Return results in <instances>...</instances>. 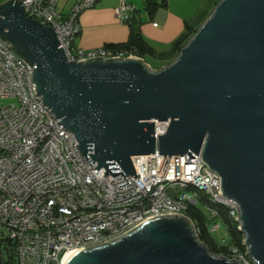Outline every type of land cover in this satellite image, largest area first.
Masks as SVG:
<instances>
[{
	"label": "water",
	"instance_id": "1",
	"mask_svg": "<svg viewBox=\"0 0 264 264\" xmlns=\"http://www.w3.org/2000/svg\"><path fill=\"white\" fill-rule=\"evenodd\" d=\"M23 1L0 4V36L34 66L36 93L82 154L104 175L137 177L132 157L155 153L154 120H169L160 154H201L237 203L246 254L264 264V0H220L160 69L133 56L69 61L55 28L30 18ZM64 264L240 263L212 254L186 216L166 214Z\"/></svg>",
	"mask_w": 264,
	"mask_h": 264
},
{
	"label": "built area",
	"instance_id": "2",
	"mask_svg": "<svg viewBox=\"0 0 264 264\" xmlns=\"http://www.w3.org/2000/svg\"><path fill=\"white\" fill-rule=\"evenodd\" d=\"M58 2L22 3L30 18L55 28L69 61L141 58L128 48L76 47L78 17L96 0H80L67 17L58 11ZM134 11L127 0L115 9L121 22H128ZM33 71L34 66L0 36V253L4 264H64L67 254L103 244L157 215L186 216L199 236L198 220L188 212L201 203L212 219L210 234L222 226L220 206L238 222L236 201L220 193L222 179L201 161V154L197 159L160 154L159 135L168 131L169 120H154L155 153L132 157L139 176H113L110 171L104 175L106 169L98 170L90 154L88 159L82 154L74 134L36 93ZM175 185L191 192L172 196L168 191ZM243 246L230 245L232 256L228 258L255 264L246 254L244 237Z\"/></svg>",
	"mask_w": 264,
	"mask_h": 264
},
{
	"label": "crops",
	"instance_id": "3",
	"mask_svg": "<svg viewBox=\"0 0 264 264\" xmlns=\"http://www.w3.org/2000/svg\"><path fill=\"white\" fill-rule=\"evenodd\" d=\"M9 0H0L3 4ZM80 0H59L58 11L67 17ZM163 1V0H159ZM154 13L147 9L146 0H127L135 7L130 20L140 29L142 37L161 53L170 52L172 43L185 31L188 22H195L198 15L210 16L216 6L214 0H165ZM121 0H96L95 5L78 17L80 32L74 45L86 50L123 44L130 39L131 25L121 22L115 13ZM159 61V59H155Z\"/></svg>",
	"mask_w": 264,
	"mask_h": 264
},
{
	"label": "trees",
	"instance_id": "4",
	"mask_svg": "<svg viewBox=\"0 0 264 264\" xmlns=\"http://www.w3.org/2000/svg\"><path fill=\"white\" fill-rule=\"evenodd\" d=\"M217 4L220 0H214ZM165 0H146L147 9L150 13H154L157 7L161 4H165ZM208 15L200 14L195 19L196 21L193 23L188 22L186 25L185 31L172 43V49L170 52L161 53L155 51L151 45L142 37L140 34V29L134 24L133 20L129 19V23L131 25V35L130 39L123 44H108L106 47L121 49L128 48L132 49L134 53L144 59L145 55H152L155 59H159L160 64L156 66L155 69H160L163 66L171 64L178 56L180 50L185 46L188 40L196 33L198 28L204 23V21L208 18ZM220 216L219 219L221 223L224 225L225 232L223 235L225 237V241L219 240L217 241L212 234L209 233L208 227L211 223V218L209 215L203 213V211L198 206H191L189 209V216L198 220V225L200 226V240L209 248L212 254L218 256H227L231 257L232 253L230 251V245L234 244L239 248L245 249L243 246V233L238 228V222L233 220L229 216V212L227 208L224 206H220ZM222 235V237H223ZM12 262L15 260V256L10 255Z\"/></svg>",
	"mask_w": 264,
	"mask_h": 264
},
{
	"label": "rangeland",
	"instance_id": "5",
	"mask_svg": "<svg viewBox=\"0 0 264 264\" xmlns=\"http://www.w3.org/2000/svg\"><path fill=\"white\" fill-rule=\"evenodd\" d=\"M144 59L146 60V62L152 67V68H156V66H158L160 64L159 61H156L154 57H152V55H145ZM169 194H171L172 196H179L181 193L183 192H191L187 187H184V186H181V185H175V186H172L170 189H169ZM201 193L203 195H205V192L202 190ZM198 207L203 211V213L207 214V211H206V208L205 206L201 203L198 205ZM208 215V214H207ZM222 226L221 228L213 235L214 238L219 241L222 239V235L224 234L225 232V229H224V225L223 223H221ZM6 256H4L5 258Z\"/></svg>",
	"mask_w": 264,
	"mask_h": 264
},
{
	"label": "bare ground",
	"instance_id": "6",
	"mask_svg": "<svg viewBox=\"0 0 264 264\" xmlns=\"http://www.w3.org/2000/svg\"><path fill=\"white\" fill-rule=\"evenodd\" d=\"M72 255V253H69V254H67L66 256H65V259H64V261L66 262L67 261V259L70 257Z\"/></svg>",
	"mask_w": 264,
	"mask_h": 264
}]
</instances>
